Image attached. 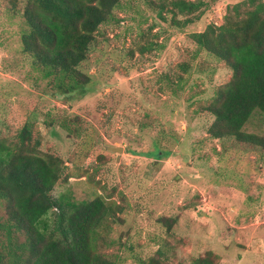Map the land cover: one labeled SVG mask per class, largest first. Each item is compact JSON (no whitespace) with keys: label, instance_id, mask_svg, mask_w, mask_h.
Returning <instances> with one entry per match:
<instances>
[{"label":"rangeland","instance_id":"obj_1","mask_svg":"<svg viewBox=\"0 0 264 264\" xmlns=\"http://www.w3.org/2000/svg\"><path fill=\"white\" fill-rule=\"evenodd\" d=\"M25 1L0 0V140L12 143L34 115L33 141L64 163L53 194L121 206L115 242L102 248L117 264H139L163 245L176 260L213 251L218 264H264V148L209 134L215 117L204 107L233 71L196 55L191 38L240 0H205L202 18L184 28L143 0H123L122 22L101 26L83 64L93 86L71 100L54 98L22 52ZM148 42L156 46L142 53ZM245 131L264 135V114L256 111ZM161 216H178L174 234Z\"/></svg>","mask_w":264,"mask_h":264},{"label":"trees","instance_id":"obj_2","mask_svg":"<svg viewBox=\"0 0 264 264\" xmlns=\"http://www.w3.org/2000/svg\"><path fill=\"white\" fill-rule=\"evenodd\" d=\"M143 1L180 28L199 21L208 5L205 0ZM25 2L22 52L48 79L54 98H83L94 84L83 64L97 44L101 26L122 22L116 13L123 0ZM218 20L191 33L196 55L204 51L233 71L232 79L204 107L215 117L208 132L217 139L235 137L264 148V135L245 131L256 111L264 114V0L229 4ZM153 46L140 44V50L145 53ZM181 67L189 70L186 63ZM31 115L16 140H0V205L6 211L0 216V264H117L102 248L115 242L110 234L113 223L120 222L121 206L102 196L78 201L69 193L53 194L64 175V163L59 156L44 153L39 139L33 141ZM158 221L165 234L172 235L179 218L161 216ZM123 243L130 244L129 238ZM174 256L163 245L155 254L139 258V264H218L213 251L189 261Z\"/></svg>","mask_w":264,"mask_h":264},{"label":"water","instance_id":"obj_3","mask_svg":"<svg viewBox=\"0 0 264 264\" xmlns=\"http://www.w3.org/2000/svg\"><path fill=\"white\" fill-rule=\"evenodd\" d=\"M107 147L116 152L122 151L123 149L122 147H114V146H107Z\"/></svg>","mask_w":264,"mask_h":264}]
</instances>
